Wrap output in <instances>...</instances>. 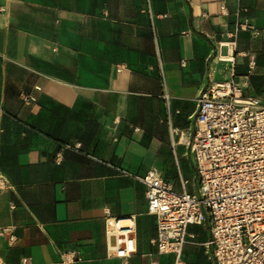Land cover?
I'll return each instance as SVG.
<instances>
[{
	"label": "crops",
	"instance_id": "0c3cea01",
	"mask_svg": "<svg viewBox=\"0 0 264 264\" xmlns=\"http://www.w3.org/2000/svg\"><path fill=\"white\" fill-rule=\"evenodd\" d=\"M231 81L264 97V0H0V263L215 264L207 226L158 253L139 178L196 192L197 99ZM126 217L122 261L105 220Z\"/></svg>",
	"mask_w": 264,
	"mask_h": 264
},
{
	"label": "built area",
	"instance_id": "2783aa9c",
	"mask_svg": "<svg viewBox=\"0 0 264 264\" xmlns=\"http://www.w3.org/2000/svg\"><path fill=\"white\" fill-rule=\"evenodd\" d=\"M236 28L252 30L242 23ZM199 95L189 143L196 192L175 193L155 172L139 178L148 214L155 217L152 244L159 254L178 259L188 226H207L215 264H264V97L244 96L233 81L207 87ZM3 186L0 178V190ZM105 229L108 251L115 258L123 261L135 253L132 217L106 218ZM0 234L10 244L15 241L8 229ZM78 260L66 252L59 264ZM20 264L32 263L25 258Z\"/></svg>",
	"mask_w": 264,
	"mask_h": 264
},
{
	"label": "bare ground",
	"instance_id": "6f19581e",
	"mask_svg": "<svg viewBox=\"0 0 264 264\" xmlns=\"http://www.w3.org/2000/svg\"><path fill=\"white\" fill-rule=\"evenodd\" d=\"M225 46H228V45H225ZM230 52H231V50H230Z\"/></svg>",
	"mask_w": 264,
	"mask_h": 264
}]
</instances>
